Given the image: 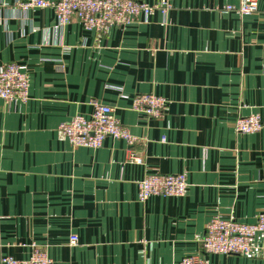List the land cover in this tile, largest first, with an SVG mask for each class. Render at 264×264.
I'll use <instances>...</instances> for the list:
<instances>
[{"label": "crops", "instance_id": "0c3cea01", "mask_svg": "<svg viewBox=\"0 0 264 264\" xmlns=\"http://www.w3.org/2000/svg\"><path fill=\"white\" fill-rule=\"evenodd\" d=\"M20 1L0 0V70L15 62L30 76L28 100L0 98V264L35 246L52 264H264V233L247 256L202 247L213 218L264 212V131L235 129L264 117V0L249 15L221 9L241 0H169L165 14L106 32L58 26L53 8ZM140 93L166 98L165 114L134 110ZM95 102L138 142L73 146L59 124ZM154 173H184L185 195L140 201L138 182Z\"/></svg>", "mask_w": 264, "mask_h": 264}, {"label": "built area", "instance_id": "2783aa9c", "mask_svg": "<svg viewBox=\"0 0 264 264\" xmlns=\"http://www.w3.org/2000/svg\"><path fill=\"white\" fill-rule=\"evenodd\" d=\"M19 6L24 10L51 7L55 11L58 26L77 20L87 30L106 32L116 26L133 24L141 16H149L156 10L166 13L171 8L169 0L148 3L141 0H23ZM240 15H249L258 11L256 0H241L239 5L227 4L221 8ZM30 76L27 68L11 62L0 70V98L9 102L29 99ZM167 99L151 93H140L133 97L132 108L150 118H161L166 111ZM59 131L73 146L99 148L108 137L122 139L130 145L138 138L119 122L114 108L107 104L94 103L90 117L76 115L59 124ZM240 133L264 131V117L259 114L240 116L235 122ZM145 150L134 154L132 160L141 162ZM139 200L144 202L151 196H183L188 188L184 173L148 174L139 182ZM264 233V212L256 216L254 222H242L235 218H213L206 226L202 238L205 253L250 255L255 250V241ZM79 238L72 235L70 244L76 245ZM1 264H52L46 250L35 246L31 255L25 259L4 256ZM175 264H208V260L199 255L188 256Z\"/></svg>", "mask_w": 264, "mask_h": 264}]
</instances>
